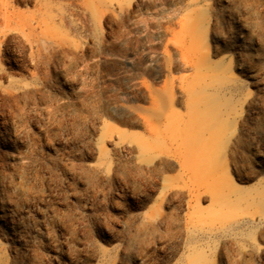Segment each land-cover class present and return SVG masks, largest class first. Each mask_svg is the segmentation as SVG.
<instances>
[{
  "label": "rangeland",
  "instance_id": "rangeland-1",
  "mask_svg": "<svg viewBox=\"0 0 264 264\" xmlns=\"http://www.w3.org/2000/svg\"><path fill=\"white\" fill-rule=\"evenodd\" d=\"M0 264H264V0H0Z\"/></svg>",
  "mask_w": 264,
  "mask_h": 264
}]
</instances>
